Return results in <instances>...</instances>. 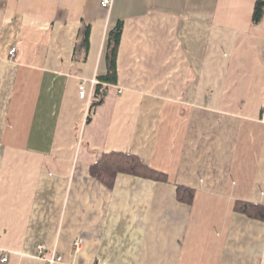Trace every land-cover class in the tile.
Wrapping results in <instances>:
<instances>
[{"label": "crops", "instance_id": "crops-1", "mask_svg": "<svg viewBox=\"0 0 264 264\" xmlns=\"http://www.w3.org/2000/svg\"><path fill=\"white\" fill-rule=\"evenodd\" d=\"M256 2L0 0V264H264V219L236 208L264 206ZM120 21L118 82L87 122L79 83L107 73ZM110 152L165 177L109 187L90 168Z\"/></svg>", "mask_w": 264, "mask_h": 264}, {"label": "trees", "instance_id": "trees-1", "mask_svg": "<svg viewBox=\"0 0 264 264\" xmlns=\"http://www.w3.org/2000/svg\"><path fill=\"white\" fill-rule=\"evenodd\" d=\"M264 14V1L257 0L253 19L259 22ZM123 32V22H119L108 35V45L106 52V60L108 64V71L105 75L98 76V84L96 85V99L92 102V107L96 108L105 98V95L112 84L118 82V51ZM90 27L87 25L83 29V36L80 44L85 45L86 49L89 47ZM90 115L87 118V122ZM90 171L94 177L104 182L107 186L112 187L115 184L116 176L119 173L135 174L148 178H163L164 174L150 168L144 164L140 158L133 154L123 152L104 153L91 166ZM194 190L186 187H179V199L187 203H191L194 198ZM237 210L245 212L251 216L264 219V206L254 205L248 202L239 201L236 203Z\"/></svg>", "mask_w": 264, "mask_h": 264}, {"label": "built area", "instance_id": "built-area-1", "mask_svg": "<svg viewBox=\"0 0 264 264\" xmlns=\"http://www.w3.org/2000/svg\"><path fill=\"white\" fill-rule=\"evenodd\" d=\"M113 4V0H102V5L106 8H111ZM17 53V47L13 46L10 50V54L15 56ZM98 84V80L96 78H92L90 80H82L79 83V96L83 100H86L87 108H86V116L88 118L90 111L92 110V102L96 99V85ZM263 120H264V112H263ZM83 240L82 238H77L75 240V246L78 250L81 246ZM41 252L44 250V246H40ZM3 261L7 260V257L2 259ZM63 257L61 255L56 254L55 252L48 258L49 264H54L55 262H61ZM109 264V263H107Z\"/></svg>", "mask_w": 264, "mask_h": 264}]
</instances>
